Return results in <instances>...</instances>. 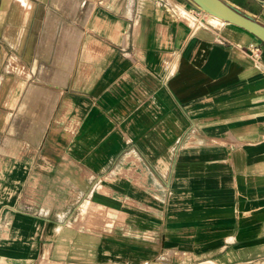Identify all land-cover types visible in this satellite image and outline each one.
Instances as JSON below:
<instances>
[{
    "label": "crops",
    "instance_id": "1",
    "mask_svg": "<svg viewBox=\"0 0 264 264\" xmlns=\"http://www.w3.org/2000/svg\"><path fill=\"white\" fill-rule=\"evenodd\" d=\"M175 1L0 0V264H264V45Z\"/></svg>",
    "mask_w": 264,
    "mask_h": 264
},
{
    "label": "water",
    "instance_id": "2",
    "mask_svg": "<svg viewBox=\"0 0 264 264\" xmlns=\"http://www.w3.org/2000/svg\"><path fill=\"white\" fill-rule=\"evenodd\" d=\"M200 12L243 29L264 45V24L225 0H187Z\"/></svg>",
    "mask_w": 264,
    "mask_h": 264
},
{
    "label": "rangeland",
    "instance_id": "3",
    "mask_svg": "<svg viewBox=\"0 0 264 264\" xmlns=\"http://www.w3.org/2000/svg\"><path fill=\"white\" fill-rule=\"evenodd\" d=\"M180 2H174L175 5H177V3L179 4L178 6H176V9L180 12L181 14H184V16H186L185 18H182V20H184L187 24H193L194 22V15L196 16L197 14L200 13L199 10L195 9V7L189 3L187 0H179ZM202 15H206L204 13H202ZM150 249L148 248H142L138 250V255L139 256H151L154 255L152 254Z\"/></svg>",
    "mask_w": 264,
    "mask_h": 264
},
{
    "label": "built area",
    "instance_id": "4",
    "mask_svg": "<svg viewBox=\"0 0 264 264\" xmlns=\"http://www.w3.org/2000/svg\"><path fill=\"white\" fill-rule=\"evenodd\" d=\"M196 9V8H195ZM198 10V9H197ZM200 13H202V12H200ZM258 51H259V49L257 48V49H255V52H257V55H258Z\"/></svg>",
    "mask_w": 264,
    "mask_h": 264
},
{
    "label": "trees",
    "instance_id": "5",
    "mask_svg": "<svg viewBox=\"0 0 264 264\" xmlns=\"http://www.w3.org/2000/svg\"><path fill=\"white\" fill-rule=\"evenodd\" d=\"M260 42V41H259ZM261 43V42H260ZM262 44V43H261ZM263 45V44H262Z\"/></svg>",
    "mask_w": 264,
    "mask_h": 264
},
{
    "label": "bare ground",
    "instance_id": "6",
    "mask_svg": "<svg viewBox=\"0 0 264 264\" xmlns=\"http://www.w3.org/2000/svg\"><path fill=\"white\" fill-rule=\"evenodd\" d=\"M220 21V20H219Z\"/></svg>",
    "mask_w": 264,
    "mask_h": 264
}]
</instances>
